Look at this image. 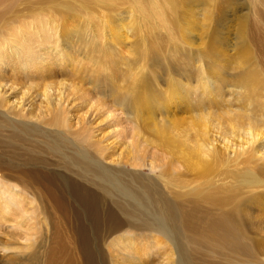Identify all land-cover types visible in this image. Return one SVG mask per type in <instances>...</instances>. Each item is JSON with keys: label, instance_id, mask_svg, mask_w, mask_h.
Segmentation results:
<instances>
[{"label": "rangeland", "instance_id": "rangeland-1", "mask_svg": "<svg viewBox=\"0 0 264 264\" xmlns=\"http://www.w3.org/2000/svg\"><path fill=\"white\" fill-rule=\"evenodd\" d=\"M71 1L73 3L74 2L77 3L76 1H79V0H69L68 2H71ZM29 2L31 3V6H29V8L27 6L26 8L25 6L21 7L25 9H23L22 12L20 10L21 13H19V17L17 18H12L13 16L9 17V19L7 20L8 21L7 25L5 24V28H4L5 33L12 29V32L20 34L18 31H19V28L22 26V24L24 26L22 27L25 29L26 27L28 28L27 22L30 23L31 21L32 23L34 21V24H36L35 26L37 28H40L41 31H43V27L41 26L45 27L47 24H49L52 16L54 17V19H56L55 28L51 29L52 27L49 26L50 24L47 25L44 29L48 30L47 27L48 28L51 27L49 28L51 30L50 31L48 30L46 33L43 31L44 35H41L40 37L41 38L40 40H42L40 42L42 44L39 43L40 45L38 44V46H34V48L37 51L42 50L41 52L39 51V54L47 53L44 56L46 60L48 61V64L47 65L45 64L44 71L47 70L50 72V74L52 73L53 79L55 81L53 79H47V80L54 81V86H55L54 90L60 88V85L58 84L61 81H62L61 83H66L68 85H74V87L80 84L78 85L79 87H76L77 89L76 91H73L71 88H68L66 86L65 88H68V89L62 88V91H64L65 89V92L61 91L62 93L60 92V94L62 95V97L64 95L63 98L68 103L73 105L75 109H78V110L80 109V111L82 110L81 112H86L88 110L90 119H91V116L93 117L95 115V117L97 118L96 119L97 121L95 120L93 122V126L96 129L97 138H93L88 141L87 140L88 138L84 137L87 133H83L80 131H77V132L72 131V133L71 132L65 133L62 130L60 132L63 135H61V133L60 134L56 133L58 136H53L55 132L53 133H48L47 131L44 132L41 126H38L39 132L41 131L42 133L43 131V133L49 134V138L46 140L40 139V141L42 142H39L36 145L34 144L35 147L41 148V147H44L45 145H50V146L56 145L58 146L59 148L58 151L60 152L53 153V152H49L46 150L43 152L41 150L40 152V150H36L35 153L32 154L33 156L35 155L36 161L35 160L28 161V163L26 162L27 160L25 159V157L22 155L23 151L18 153V154L22 153L18 155L19 157H22L21 159L19 158V160H18L17 155L10 156V154L7 153L6 156L8 157L4 156L3 162L7 163V167L6 168L3 166L2 168L0 167L1 168L0 169V180H2L4 183L16 185L18 186L19 189H22V191H24L22 193V199H20L19 201H20V205H23L25 203L24 206L26 207L21 206L24 208V210H22L21 208V211L22 212L24 211L23 212L24 215L22 214L23 216H21L22 212H20V215L19 213L18 215L17 213L12 214L11 216H7L10 218H7V217L4 219L2 218V221L0 218V222H1L0 226L2 227L0 229V264H90V263L91 264H120L121 262L123 264H168L169 263L168 261L171 262L172 260H174L172 261L173 264H184V261L186 263V260L187 261L191 260L188 263H191L192 261H199L198 262L199 264H264V255H263L264 253V247H263L264 246L263 244L264 243V222H263L264 221L263 220L264 219V185H263L264 184V178H263L264 177V165L262 163L258 165L257 163H254V162L250 164H246L245 161L239 160L238 163H235V165H233L234 163H232L231 165L224 166L223 164L219 163L218 165H213L214 167L210 166L208 167V169L199 172L200 174L197 171H196L197 173H195L194 170L186 166L184 159L182 158L181 154H179L178 152L179 149L175 148L172 151L170 148L163 147L162 145L156 146V144H154V142L156 141V138H161L162 135L158 136L154 132L151 131L154 128L153 124H155L156 129L154 128V130H156L157 132L160 131L161 134L162 132H164V134H168V136L170 137L173 135L176 136L181 130H184L185 132L192 134L196 128L203 127L202 125H198V127L195 128L196 126L195 124L198 123L197 121L194 120V117L197 111H198L197 112L198 114L196 115H202V113L205 115V114H208L206 113L207 110L209 111L213 108V112L215 111V109H218L215 112H218L220 110L219 112H223L224 114L223 113L221 114L225 115L227 111L234 112L237 107H238L237 109L241 108L240 107L241 104H242L241 105L242 108H245L243 107L244 106L243 98H240V96L243 95V93L241 92L242 90L239 88L240 90L237 91V86L239 85L237 84V81L242 83L244 78L246 79L245 76L247 73L250 74V76L252 77V80H250L249 82L252 86H254V89L257 95V98L254 100L253 105L256 106L257 108H260V113L259 111L255 112L252 106L246 108L245 113L248 114L249 118L255 117L257 122L259 120L260 121L259 123L263 124L264 122V111H263L264 110V65H263V61H264V0H182V3L184 4V6L182 7L181 10L179 8V10L183 12L182 13L180 12L179 15L173 18L171 22L173 26L172 25L170 26L171 33L168 31L169 33L167 34V31L161 28V26L159 27V26L154 25L156 26V28H154L155 31L153 34L157 35L158 37H160V39L162 38L163 40L162 43L160 42L162 45L159 44L158 46V48L161 51L158 48L152 49L151 47L147 46V44L149 43L147 38H145L148 35V31L146 33L147 29L144 31H141V29L142 30L145 29L144 27L138 28L140 29L139 31L138 29L135 31L131 29V26L129 24V21H130L129 19L132 20L133 14H130V6H129V3L127 2H126L127 4L124 2L118 3L113 9L108 6L97 3L99 6L97 4L90 5L89 6L90 9L87 10L86 12H79V11H73V12L65 11L64 12V10L60 8V5L66 3L67 2L66 0L65 1L64 0L63 1L62 0H29ZM51 3L54 6V8L52 5L51 7L48 6ZM104 6L106 9L107 8L108 9L105 10ZM58 7L60 9H57ZM44 8L49 11H46ZM31 9L34 11V13L31 12L32 11ZM29 10L31 14L29 13ZM42 10H45L46 12ZM57 11L58 12L61 11V12L58 13ZM52 13L54 15H52ZM76 13H78L77 16L79 17L76 16ZM20 14H22L23 16ZM25 14H27L26 15L27 17L25 16ZM47 15L48 16L50 15L49 19H47L48 18ZM55 15L58 16L59 20L57 19ZM255 16L259 20L261 19V22H258L255 19ZM85 17H87V19ZM29 18H30V21L28 20ZM61 18H64V19L60 20ZM178 19H181V20H178ZM219 19L221 20L219 21ZM45 20L48 23L44 22ZM40 23L42 24L40 25ZM51 23L53 24V22ZM214 24H215V27H214ZM193 25L194 27L196 26V28H193L192 27ZM117 26L120 27L119 30ZM190 26L194 30L190 28ZM171 27L172 29L173 28L174 29L172 30ZM58 28L60 31L58 30ZM68 28L70 31L67 30ZM189 28H190V31H189ZM13 29L17 31H14ZM116 30H117V34H116ZM192 31H194V33ZM226 31L227 32L229 31V32L227 33ZM92 32H93L92 35L94 36L91 35ZM143 32L146 33V36H144ZM184 32L185 34H183ZM219 32L221 33L219 34ZM54 33L55 35H53ZM186 33L187 34L189 33V34L187 35ZM211 33H214V35ZM190 34L194 36L192 37ZM67 35L69 36L67 37ZM64 36L67 39H64L65 38ZM184 36H185V39H184ZM46 37L47 38L49 37L48 41ZM59 37H61L62 39L61 38L58 39ZM116 37L118 38L122 37V38L118 39ZM189 37H191L190 39L194 41L192 42L189 39ZM129 38H130V41H129ZM144 39L147 41L145 42ZM126 40H127V43H126ZM226 40L228 42H226ZM43 41L49 42V43L47 44ZM247 41L250 42L249 43L250 46L248 45ZM132 42L134 45L132 44ZM44 43L46 44V46ZM55 43L57 46V50L56 51L54 50L52 52V46H54ZM240 43H243V44L241 45ZM90 44L92 47L90 46ZM42 45L44 46V48H42L43 47ZM244 46L247 47L248 49L244 48ZM220 49H222L221 53H219ZM236 49L238 50L236 51ZM148 50L150 52H148ZM162 50H164V52H162ZM231 50L232 51L234 50L236 52L233 51L234 52L233 53ZM157 51L159 52L157 53ZM149 55L151 58L149 57ZM226 55H229V56H226ZM140 58L142 59L140 60ZM33 59L34 61L36 60L35 58ZM109 59H111L112 61ZM258 60H261L262 62ZM140 61H141V64H139ZM219 61L221 64L219 63ZM79 62L80 64H78ZM211 64L213 65L214 68L212 67ZM80 65H82L83 67H81ZM216 66H217V69H216ZM84 68L86 70H84ZM139 68H142V69H140L139 71L138 70ZM207 68H210V69H207ZM248 68H250V71ZM3 69H6L5 66L3 67ZM210 70L211 71L213 70L212 73L214 75L210 72ZM140 72H141V75H139ZM219 72L223 74V79L221 80L218 79L217 77L219 76L218 74ZM229 73L232 74L231 76L232 78L230 77ZM133 76H136V77H133ZM135 78H137V80ZM139 78H140V81L142 80L141 82L139 81ZM240 78L243 80L241 81ZM133 80L135 81L131 82ZM20 81H21V84H25L24 91L26 92V89L29 86L30 81L28 80H20ZM230 81L234 82V84H232V82ZM33 83L36 84L35 86L38 89H39V85L44 84L43 81H38V82L36 81ZM235 83L237 85H235ZM223 87L225 88L223 89ZM130 88L135 89V90L133 89L134 92L132 90L133 94L127 93V92H131V90L129 91ZM234 88L236 90H234ZM85 89H87L89 92L87 90L85 91ZM111 89L119 93H115ZM125 89H127V92L124 91ZM119 90L124 91L126 93L121 92V93H124V95L122 94L121 96L120 95L121 93ZM218 90L219 92H223V93H219ZM153 91H155V93ZM236 91L238 93H241V95H238ZM148 92H149V97H148ZM117 94L119 96H117ZM126 94L129 97H127ZM130 94L132 95L130 96ZM142 94L144 95L145 99L143 98ZM140 95L142 97H140ZM150 95H153V97ZM156 95H157V99H155ZM178 96L179 97L188 96L189 98L191 97L190 99L191 100L195 99L197 103L196 105L192 104L194 108L187 109L186 107L188 106H184L186 104L183 103L182 101H181L182 102L181 104L179 105L178 103L176 104L175 98L177 99ZM121 97L124 99V101ZM132 97L134 99H132ZM203 97L206 98V102L204 101L205 98ZM238 97L242 100L241 104L239 103L241 100H237L239 99ZM140 98H143V99H140ZM146 99H148L149 101ZM126 100L129 101L128 104ZM116 101H118L117 103H119L120 101L124 109L130 106L129 109L128 108L126 109L128 111L124 110L121 106V103L117 104ZM134 101L136 103L139 101L138 104H136L138 106L134 105L133 103ZM144 101H146V103ZM147 101L149 102L148 105H147L148 103ZM161 101L164 102L163 104H166V105L168 103L169 108L164 109ZM221 101L223 102V104H221L222 103ZM233 101L235 103H233ZM203 102L204 104H202ZM37 103H38V100H33V106H34L35 112H33L32 114L33 115L35 114L34 118L35 116H37V118L42 119L43 112H41V110L43 109H41L40 104H37ZM91 103L94 105H91ZM217 104H220V105H217ZM232 105L235 108L233 107L232 109ZM221 106H222V110H221ZM224 106H227V107L224 108ZM143 107H145L146 109H144ZM94 108L96 109L94 110ZM117 108H119L120 111ZM99 109L102 110V112ZM112 110L113 112L116 110V112L113 113ZM133 110L134 112H132ZM140 110H141V113H140ZM192 110L193 111L196 110V111L193 112ZM129 111L132 114L128 113ZM136 111L137 113L139 112L140 114H137ZM215 112H214V115H215ZM219 112L217 115H220ZM107 113L110 117H108ZM128 115L130 116V119ZM210 115H213V114L211 113ZM133 116L138 118V119H135L137 123L134 122ZM189 118H191L190 119L191 121L189 120ZM223 119H222L223 122L226 121V118H223ZM109 120L110 122L112 120V122L108 123ZM142 120H145V121L143 122ZM187 120H189V122ZM104 121H106L107 124ZM113 121L115 122V124ZM123 121H126V122L124 123ZM131 121L134 122L135 124L139 123V125H137L139 127L138 128H136L137 126L135 127L138 130L136 129H135L136 131L134 130V123L132 124ZM172 121H174V123ZM117 122L120 124L122 123V125L119 124L118 126ZM127 122H130V124H128ZM141 122L144 125L140 128ZM188 124L191 126V128H189L190 126L187 127ZM97 125L99 128H97ZM211 128L213 129V127ZM211 128L209 127L210 130H212ZM164 130H167V131H164ZM228 130L229 128H226L224 131L223 128L221 129V127L218 126V129L214 130V136L218 137V139L221 142H225L226 140L231 142L233 140L234 142L232 141L231 143L234 144L237 141V137L241 133H242L241 136H243V133H244L241 130L240 132H238L239 129L237 128L235 129V134H231L230 131ZM73 132H74V135H73ZM170 134H173V135H170ZM113 135H116V136H113ZM85 138H87L86 139L87 141L85 140ZM102 138L103 140H101ZM99 139L102 144L100 143L99 144L100 146L97 145L99 147L98 148V147H95L96 144H94L93 141H96ZM183 139H177V141H183ZM73 140H77V141H73ZM86 142H87L86 144L87 146L84 145ZM88 142L90 144L93 143V145L92 144L90 145ZM105 144L106 145L108 144V146L106 147ZM90 146L94 147V148L92 147L93 152ZM28 147L25 146L21 148L27 149ZM60 147L64 149L62 148L60 149ZM87 147H88V151L86 150ZM100 147L102 148V150ZM95 148H97L98 151ZM103 150L105 151L102 153L104 155L100 156L102 155L100 153ZM108 151H110L111 153L110 152L108 153ZM97 152H99V156H97L98 154ZM61 154L65 155L66 157H69V158H66L67 160L76 161V164H78L77 165L78 169L72 166L69 167L67 164H65V160L60 157L62 156ZM101 158L103 160L99 161ZM135 159H138V160H135ZM8 160L10 162H8ZM61 160L63 161L61 162ZM115 160L117 161L115 162ZM121 160L123 162H121ZM134 161L135 162L137 161L138 166L136 165ZM20 162L22 165L19 164ZM86 162H90L91 165H88ZM99 162L103 170L100 168ZM152 162H155V164L159 166L154 171H150L149 170L150 168H148L150 163ZM130 163L132 165H130ZM182 163H184L186 167L183 166ZM240 163H242L243 165ZM109 164L111 167L109 166ZM18 165H21V166H18ZM146 165L148 166L146 167ZM86 166H88V168ZM104 166L107 169H105ZM90 167L92 168L91 170L89 169ZM7 168L12 173H9V170ZM13 170H15V174L13 173L14 172ZM104 170L106 172L103 175L101 172ZM255 170L257 171V174ZM4 171H8V172L4 173ZM76 171L80 173L82 172V173L77 174L78 172ZM134 171L136 173H139L137 175L138 177L133 175L135 174ZM114 172H117V173H114ZM94 173L96 174L97 178ZM6 176L9 177L10 181L9 179L6 180L5 178ZM91 176H92V180H91ZM126 176L128 177L127 179H130L131 181L124 179V177ZM93 177L95 179L99 178L98 179L99 181L94 180ZM134 177L136 178V180H132L134 179ZM12 178L13 179L16 178V179L12 180ZM245 179H248V181L250 179L251 182L247 183L248 181L247 180L244 181ZM16 180H18L19 182ZM120 180H127V182L120 181ZM20 182L22 184L24 182L23 185L25 186L23 187ZM129 182L131 183L129 184ZM137 185L138 186L148 185L151 188H153V190L155 189L154 192L156 194L158 193V195L160 194L159 196L162 199L165 200L166 198L168 202H171V203L173 202L172 204L175 203L182 207H185L186 204L185 203L180 204L179 201H176V196H182L184 197V199H186L187 196H183V195L187 194L188 192L192 190H195L196 188H199V186L200 187L209 186L211 188L214 187L213 188L214 190L218 188L223 189L225 187L230 188V189L237 188V194H236L237 199L241 200L240 222L235 223L233 221V218L228 220L226 227L222 229L219 233L220 235L226 234L230 238L228 240H230V242L235 246V250L238 254L235 256L231 251H229L223 244V239H218V246H219L220 252L217 253L216 255L205 253L201 249L193 250L188 245L186 240H184L185 236H183V234L180 233L182 232L179 229L180 225L177 224L178 228L175 226V228L173 229L174 232H172L170 229L171 225L169 223L167 225L166 221L163 219L162 220L164 222H162L160 216L158 215V212L156 211V208L152 205H149L151 206L150 208L148 206L150 202H147L144 199V197H140L138 195L139 193L137 191L140 188H138ZM20 186L23 188H20ZM133 186L134 188L135 187L136 188L134 189ZM24 188L26 190H24ZM27 188L30 190V192ZM127 188L129 189L127 190ZM78 189L81 190V191L79 190V192L89 194V196H91L90 199H92L91 201L93 202V204L91 201H90L91 204H89L90 206H87L86 203H83L80 200V198H78L76 194L74 193V191H78ZM132 189L134 190L135 193H133ZM31 190L34 194L31 192ZM106 190L108 192H106ZM111 190H113L114 192ZM124 192H126L125 195H124ZM128 194L132 197L130 198ZM168 196H171V198ZM129 200H132V201H129ZM32 202L34 203L32 204ZM81 203L85 205H82ZM248 205L250 207L249 209H248ZM121 206L125 208H122ZM25 208H26V211H25ZM127 210L130 213L132 212L133 215H128ZM93 213L95 215H93ZM218 214H219L218 209L211 210V208L207 207V205L205 204L198 206L196 210L193 212V215H191V218L193 219V229H191L192 233L199 232L209 220L213 219ZM144 215L146 216V219L148 216L147 220L149 221L152 220L151 221L152 223L148 222L147 220H144L145 219ZM140 216L142 218H140ZM20 217L23 218L24 220L21 219ZM134 217L137 219L136 221H134L135 220ZM13 218L17 220L19 219L20 221L18 220L16 222V220H13ZM9 222L11 223V225L13 224V226H9L10 228L14 229V227H16L19 229L20 227V231H18V229L16 230V228L15 230L10 229L7 226V225H10ZM134 222L135 223L138 222V223L135 224ZM2 223H5V224H2ZM121 223H123V225ZM131 226L132 227L134 226V229L131 228ZM151 226L153 228H150ZM158 226L162 227L163 229L165 228V230L167 231L169 230L170 232L169 238L166 235L164 236V234L159 231ZM136 227L137 229H135ZM129 228L133 229L134 231L132 232V230ZM155 228L158 229L159 232ZM152 230H154V232H152ZM83 231L84 232L86 231L85 232L86 234H84ZM155 231L157 233H155ZM164 237L166 239H164ZM117 239H118V242H117ZM168 239L170 240L171 243L169 242ZM114 240L117 242L116 248H115L116 243L114 242V245H113V242H112ZM174 243H176V245ZM177 245L180 246V248H178ZM19 246L22 248H20ZM160 246H163V247H160ZM174 246H176V249H175L176 251H173L175 248ZM118 247L119 249H117ZM184 249H187V250L185 251ZM85 250L87 252L89 251V254L91 257L90 263H87L84 258L86 257V254L84 255V253H86ZM177 250H178V253H176ZM184 252L186 255L183 254ZM126 253H129V254L131 253V255L126 254ZM187 254L189 255L191 254V256L189 257V255L187 256ZM227 256L231 258L234 257V258L230 259V258H227ZM182 260L184 261L182 262ZM117 262H120V263H117Z\"/></svg>", "mask_w": 264, "mask_h": 264}, {"label": "bare ground", "instance_id": "bare-ground-1", "mask_svg": "<svg viewBox=\"0 0 264 264\" xmlns=\"http://www.w3.org/2000/svg\"><path fill=\"white\" fill-rule=\"evenodd\" d=\"M63 1V0H62ZM65 1V0H64ZM67 2L66 3H64V4H62V5H60V8H62L63 10H64V12L66 11V12H73V11H79V12H86L87 10H89L90 8H89V6L90 5H94V4H101V5H105V6H108V7H110V8H114L118 3H122V2H124V3H129V6H130V14H133V17H132V20L131 19H129L130 21H129V24H130V26H131V29H133L134 31L135 30H137L138 28H142V27H144L145 29H141V31H144V30H146V33H147V31H148V35L146 36V33H144L143 32V34H144V36H146L145 38H147V40H148V44H147V46L148 47H151L152 49H157L158 48V46H159V44H161L162 42H163V40H162V38L160 39V37H158L157 35H155V34H153L154 33V28H156V26H161V28H163V29H165L166 31H167V34L170 32L171 33V30H170V26L172 25L171 24V22H172V20H173V18H175L177 15H179L180 14V12L182 13L183 11H180L181 9H182V7L184 6V4L182 3V0H79V1H76L77 3H73L72 1L71 2H68L69 0H66ZM49 2V1H48ZM55 3H57V2H55ZM123 3V4H124ZM126 3V4H127ZM39 4V3H38ZM97 4V5H98ZM51 5H52V3L50 4V5H48V6H50L51 7ZM55 5V4H54ZM58 5V4H57ZM23 6H25V8H26V6L29 8V6H31V3L29 2V0H0V167L2 168V166L3 167H7V163L5 162H3V159H4V156H6V154L8 153V154H10V156L12 155V156H15V155H20V154H22V153H20V154H18L19 152H21V151H23V156L25 157V159L27 160L26 162L28 163V161H33V160H35L36 161V157H35V155L33 156L32 154H34L35 153V151L36 150H40V152H41V150H42V152L43 151H49V152H55V153H58V152H60V151H58L59 150V148H58V146H56V145H45L44 147H41V148H39V147H35V145L36 144H38L39 142H42V141H40V139H42V140H46V139H48L49 138V134H45V133H43V131H42V133H41V131L39 132V129H38V126H41V128H42V130H44V132L45 131H47L48 133H53V132H55V134L56 133H61L60 131L62 130V131H64L65 133L66 132H71L72 133V131H75V132H77V131H80V132H83V133H87L84 137H87V138H85V140L87 139L88 141L89 140H91V139H93V138H97V132H96V129L94 128V126H93V122L97 119L96 117H95V115L92 117L91 116V119H90V116H89V113H88V110L86 111V112H81L80 111V109L78 110V109H75V107L73 106V105H71L70 103H68L63 97H64V95H63V97H62V95L60 94V92L62 91V88H65L66 86L68 87V88H71L73 91H76L77 89H76V87H79L78 85H80V84H78L76 87H74V85H68V84H66V83H61L62 81L61 80H59V81H61L58 85H60V88H58V89H55L54 90V79H53V76H52V73L50 74V72L49 71H47L46 69V71H44V68H45V64L47 65L48 64V61L46 60V58H45V54H47V53H45V54H42V53H40L39 54V51H37V50H35V48H34V46H38V44L39 43H41L40 41H42V40H40L41 38V35H44L43 34V31L46 33L48 30L50 31L51 29H54L55 28V24H56V19H54V17L52 16V18L50 19L51 21L49 22V24H47V25H49V26H51V27H49V28H51V29H49L48 27H47V29L48 30H46V29H44L45 27L44 26H41V27H43V31H41L40 30V28H37L35 25L36 24H34V21H33V23H32V21L29 23V22H27L28 23V28L26 27L25 29L23 28L24 26H23V24H22V26L20 27V28H22V29H20L19 28V33L20 34H18V33H15V32H12V29L10 30V31H7L6 33H5V30H4V28H5V24L7 25V23H8V19H9V17H11V16H13L12 18H17V17H19V13H21L22 12V10L23 9H25V8H21V7H23ZM53 6V5H52ZM99 6V5H98ZM105 6H104V8H105ZM228 6H230V5H228ZM97 7V6H96ZM47 8V7H46ZM53 8H54V6H53ZM59 7L57 8V9H60ZM102 8V7H101ZM179 8H180V10H179ZM45 9V8H44ZM48 9V8H47ZM108 9V8H107ZM106 8H105V10H107ZM20 10H21V12H20ZM32 10V9H31ZM46 10V9H45ZM42 10V11H44V12H46V11H49V10ZM51 10H52V8H51ZM111 11V10H110ZM129 11V10H128ZM31 12H33L34 13V11L32 10ZM31 12H30V10H29V13L31 14ZM36 12H38V11H36ZM35 12V13H36ZM55 12V11H54ZM58 12V11H57ZM56 12V13H57ZM59 12H61V11H59ZM58 12V13H59ZM126 12V11H125ZM185 12V11H184ZM193 12V11H192ZM32 13V14H33ZM57 13V14H58ZM88 13V12H87ZM123 13V12H122ZM121 13V14H122ZM202 13V12H201ZM42 14V13H41ZM48 14H50V13H48ZM56 14V15H57ZM65 14V13H64ZM63 14V15H64ZM75 14V13H74ZM83 14V13H82ZM106 14V13H105ZM194 14V13H193ZM200 14V13H199ZM198 14V15H199ZM20 15H22V14H20ZM27 14H25V16H26ZM52 15H54L53 13H52ZM55 15V16H56ZM63 15H62V17H63ZM66 15V14H65ZM64 15V16H65ZM71 15H72V13H71ZM70 15V16H71ZM78 15V13H76V16ZM107 15V14H106ZM105 15V16H106ZM224 15V14H223ZM222 15V16H223ZM23 16V15H22ZM31 16V15H30ZM41 16H43V15H41ZM48 16V15H47ZM46 16V17H47ZM50 16V15H49ZM49 16H48V18L47 19H49ZM68 16H69V14H68ZM82 16V15H81ZM84 16V15H83ZM87 16H89V15H87ZM27 17V16H26ZM25 17V18H26ZM29 17V16H28ZM34 17V16H33ZM57 17V19H58V16H56ZM77 17H79V16H77ZM107 17V16H106ZM123 17V16H122ZM197 17V16H196ZM42 18V17H41ZM84 18V17H83ZM86 19H87V17H85ZM109 18V17H108ZM193 18V17H192ZM33 19H35V18H33ZM44 19H46V18H44ZM43 19V20H44ZM64 18H61L60 20H63ZM185 19V18H184ZM196 19V18H195ZM223 19H225V18H223ZM227 19V18H226ZM255 19L258 21V22H261V19L259 20L256 16H255ZM20 20H22V19H20ZM29 21H30V18L28 19ZM43 20H41V21H43ZM59 20V19H58ZM109 20V19H108ZM117 20V19H116ZM178 20H181V19H178ZM183 20V19H182ZM189 20H190V18H189ZM193 20V19H192ZM218 20V19H217ZM221 19H219V21H220ZM19 21V20H18ZM48 21V20H47ZM88 21H89V19H88ZM92 21V20H91ZM113 21V20H112ZM194 21V20H193ZM16 22V21H15ZM20 22V21H19ZM22 22V21H21ZM25 22V21H24ZM44 22H46V20L44 21ZM51 22H53V24L51 23ZM62 22V21H61ZM111 22V21H110ZM118 22V21H117ZM120 22V21H119ZM178 22V21H177ZM195 22V21H194ZM215 22V21H214ZM218 22V21H217ZM224 22V21H223ZM46 23H48V22H46ZM45 23V24H46ZM63 23H64V21H63ZM96 23V22H95ZM156 23V24H155ZM179 23V22H178ZM184 23V22H183ZM228 23V22H227ZM25 24V23H24ZM38 24H39V22H38ZM42 23H40V25H41ZM44 24V25H45ZM58 24V23H57ZM89 24V23H88ZM158 24V25H157ZM175 24H177V23H175ZM185 24V23H184ZM226 24V23H225ZM26 25V24H25ZM60 25V24H59ZM58 25V26H59ZM62 25V24H61ZM90 25V24H89ZM93 25H94V23H93ZM118 25V24H117ZM125 25H126V23H125ZM154 25H156V26H154ZM190 25V24H189ZM219 25H220V23H219ZM78 26V25H77ZM99 26V25H98ZM173 26V25H172ZM183 26V25H182ZM223 26V25H222ZM224 26H226V25H224ZM39 27V26H38ZM61 27V26H60ZM68 27V26H67ZM73 27H75V26H73ZM92 27V26H91ZM95 27V26H94ZM118 27V26H117ZM193 28H196V26L194 27V25L192 26ZM191 26H190V28H192ZM214 27H215V24H214ZM62 28V27H61ZM98 28V27H97ZM119 28L120 27H118V30H119ZM127 28V27H126ZM158 28V27H157ZM188 28V27H187ZM190 28H189V31H190ZM192 28V29H193ZM24 29V30H23ZM99 29V28H98ZM128 29V28H127ZM171 29H172V27H171ZM174 29V28H173ZM172 29V30H173ZM176 29V28H175ZM186 29V28H185ZM214 29V28H213ZM212 29V30H213ZM14 30V29H13ZM56 30V29H55ZM58 30H59V28H58ZM63 30V29H62ZM61 30V31H62ZM67 30H69V28L67 29ZM101 30V29H100ZM140 29H138V31H139ZM194 30V29H193ZM228 30V29H227ZM14 31H17V30H14ZM53 31V30H52ZM51 31V32H52ZM60 31V30H59ZM65 31V30H64ZM70 31V30H69ZM74 31V30H73ZM112 31V30H111ZM130 31V30H129ZM165 31V32H166ZM169 31V32H168ZM176 31V30H175ZM174 31V32H175ZM178 31V30H177ZM214 31V30H213ZM54 32V31H53ZM52 32V33H53ZM56 32V31H55ZM72 32V31H71ZM133 32V31H132ZM162 32V31H161ZM193 33H194V31H192ZM191 32V33H192ZM212 32V31H211ZM216 32V31H215ZM227 32V31H226ZM229 32V31H228ZM227 32V33H228ZM73 33H75V32H73ZM107 33V32H106ZM115 33V32H114ZM121 33V32H120ZM119 33V34H120ZM128 33H130V32H128ZM141 33V32H140ZM173 33V32H172ZM218 33V32H217ZM221 32H219V34H220ZM225 33V32H224ZM49 34H50V32H49ZM66 34V33H65ZM68 34V33H67ZM71 34V33H70ZM69 34V35H70ZM78 34V33H77ZM93 34V32L91 33V35ZM96 34V33H95ZM103 34V33H102ZM113 34V33H112ZM116 34H117V30H116ZM134 34V33H133ZM159 34V33H158ZM181 34V33H180ZM183 34H185V32L183 33ZM182 34V35H183ZM187 34V33H186ZM189 34V33H188ZM187 34V35H188ZM211 34H213L214 35V33H211ZM46 35V34H45ZM53 35H55V33L53 34ZM60 35V34H59ZM69 35H67V37L69 36ZM100 35V34H99ZM98 35V36H99ZM126 35V34H125ZM124 35V36H125ZM136 35V34H135ZM134 35V36H135ZM142 35V34H141ZM173 35V34H172ZM191 35V34H190ZM92 36H94V35H92ZM92 36H90V37H92ZM96 36V35H95ZM108 36V35H107ZM114 36V35H113ZM123 36V37H124ZM192 37L194 36V35H191ZM241 36V35H240ZM51 37V36H50ZM65 37V36H64ZM140 37V36H139ZM183 37V36H182ZM181 37V38H182ZM186 37H188V36H186ZM44 38V37H43ZM42 38V39H43ZM47 38V37H46ZM45 38V39H46ZM53 38H55V37H53ZM61 37H59L58 39H60ZM87 38V37H86ZM94 38V37H93ZM116 38H118V37H116ZM122 38V37H121ZM121 38H118V39H121ZM143 38V37H142ZM191 37H189V39H190ZM223 38H224V36H223ZM222 38V39H223ZM228 38V37H227ZM48 39H49V37L47 38V41H48ZM62 39V38H61ZM64 39H67L66 37L64 38ZM109 39V38H108ZM173 39V38H172ZM178 39H179V37H178ZM184 39H185V36H184ZM52 40V39H51ZM54 40V39H53ZM92 40V39H91ZM128 40V39H127ZM127 40H126V43H127ZM147 40H145L144 39V41L146 42ZM161 40V41H160ZM186 40H187V38H186ZM192 42L194 41V40H192V39H190ZM242 40V39H241ZM39 41V42H38ZM50 41V40H49ZM57 41V40H56ZM55 41V42H56ZM64 41V40H63ZM129 41H130V38H129ZM143 41V40H142ZM43 42H45V41H43ZM59 42H61V41H59ZM91 42V41H90ZM95 42H97V41H95ZM121 42V41H120ZM119 42V43H120ZM161 42V43H160ZM170 42V41H169ZM172 42V41H171ZM225 42V41H224ZM223 42V43H224ZM226 42H228L227 40H226ZM45 43H49V42H45ZM44 43V44H45ZM64 43V42H63ZM92 43V42H91ZM103 43V42H102ZM106 43V42H105ZM244 43V42H243ZM243 43H240L241 45L243 44ZM247 43H248V45L250 46V42L249 41H247ZM42 44V43H41ZM43 44V45H44ZM99 44V43H98ZM112 44V43H111ZM117 44V43H116ZM132 44H133V42H132ZM165 44V43H164ZM226 44V43H225ZM40 45V44H39ZM42 45V46H43ZM51 45V44H50ZM86 45V44H85ZM84 45V46H85ZM93 45V44H92ZM134 45V44H133ZM162 45V44H161ZM160 45V46H161ZM197 45V44H196ZM232 45V44H231ZM45 46H46V44H45ZM49 46V45H48ZM64 46H65V44H64ZM90 46H91V44H90ZM95 46V45H94ZM121 46V45H120ZM130 46V45H129ZM138 46H140V45H138ZM165 46V45H164ZM228 46V45H227ZM238 46V45H237ZM92 47V46H91ZM117 47V46H116ZM115 47V48H116ZM125 47V46H124ZM127 47V46H126ZM184 47V46H183ZM226 47V46H225ZM236 47V46H235ZM240 47V46H239ZM39 48V47H38ZM42 48H44V46L42 47ZM46 48V47H45ZM49 48V47H48ZM51 48V47H50ZM118 48H119V46H118ZM139 48V47H138ZM181 48V47H180ZM237 48V47H236ZM244 48H247V47H245L244 46ZM64 49V48H63ZM96 49V48H95ZM98 49V48H97ZM105 49H106V47H105ZM110 49V48H109ZM135 49V48H134ZM147 49V48H146ZM159 49V48H158ZM164 49V48H163ZM234 49V48H233ZM241 49V48H240ZM243 49V48H242ZM248 49V48H247ZM56 51L57 50V46H56V43H55V45L54 46H52V52L53 51ZM99 50H100V48H99ZM108 50V49H107ZM124 50H126V49H124ZM133 50V49H132ZM160 50V49H159ZM221 50L222 49H220V51H219V53H221ZM224 50V49H223ZM238 49H236V51H237ZM42 51V50H41ZM40 51V52H41ZM51 51V50H50ZM59 51V50H58ZM63 51V50H62ZM92 51H93V49H92ZM113 51V50H112ZM161 51V50H160ZM232 51V50H231ZM234 51V50H233ZM232 51V52H233ZM236 51H234V52H236ZM239 51H241V50H239ZM60 52V51H59ZM106 52V51H105ZM125 52V51H124ZM126 52H128V51H126ZM129 52H130V50H129ZM146 52V51H145ZM148 52H150L149 50H148ZM148 52H147V54H148ZM152 52V51H151ZM159 51H157V53H158ZM162 52H164V50H162ZM231 52V53H232ZM233 52V53H234ZM247 52V51H246ZM49 53V52H48ZM67 53V52H66ZM108 53V52H107ZM120 53V52H119ZM141 53V52H140ZM143 53V52H142ZM68 54V53H67ZM86 54V53H85ZM88 54V53H87ZM106 54V53H105ZM122 54V53H121ZM127 54V53H126ZM135 54V53H134ZM225 54V53H224ZM223 54V55H224ZM84 55V54H83ZM107 55H109V54H107ZM116 55V54H115ZM154 55V54H153ZM158 55V54H157ZM162 55V54H161ZM66 56V55H65ZM144 56V55H143ZM160 56V55H159ZM198 56V55H197ZM222 56V55H221ZM226 56H229V55H226ZM44 57V58H43ZM78 57V56H77ZM76 57V58H77ZM93 57V56H92ZM96 57V56H95ZM94 57V58H95ZM112 57V56H111ZM120 57V56H119ZM131 57V56H130ZM133 57V56H132ZM139 57V56H138ZM149 57H150V55H149ZM161 57V56H160ZM164 57H166V56H164ZM224 57V56H223ZM33 58H35L36 60L34 61V59ZM63 58V57H62ZM66 58V57H65ZM97 58V57H96ZM95 58V59H96ZM115 58H116V56H115ZM117 58H118V56H117ZM128 58V57H127ZM135 58V57H134ZM151 58V57H150ZM229 58V57H228ZM228 58H227V60H228ZM43 59V60H42ZM100 59V58H99ZM137 59V58H136ZM142 58H140V60H141ZM163 59V58H162ZM230 59V58H229ZM76 60V59H75ZM81 60V59H80ZM79 60V61H80ZM109 60H111V59H109ZM118 60H119V58H118ZM125 60V59H124ZM128 60V59H127ZM177 60V59H176ZM222 60H223V58H222ZM232 60V59H231ZM34 61V62H33ZM77 61V60H76ZM96 61V60H95ZM94 61V62H95ZM112 61V60H111ZM111 61H110V63H111ZM121 61V60H120ZM216 61V60H215ZM258 61H260V62H262L261 60H258ZM81 62V61H80ZM80 62L78 63V64H80ZM92 62H93V60H92ZM117 62V61H116ZM124 62V61H123ZM126 62V61H125ZM145 62V61H144ZM151 62V61H150ZM200 62V61H199ZM228 62V61H227ZM65 63V62H64ZM77 63V62H76ZM215 63V62H214ZM219 63H220V61H219ZM225 63V62H224ZM69 64V63H68ZM67 64V65H68ZM82 64H84V63H82ZM114 64V63H113ZM139 64H141V61H140V63ZM209 64H210V62H209ZM221 64V63H220ZM52 65V64H51ZM71 65H72V63H71ZM74 65V64H73ZM99 65V64H98ZM118 65V64H117ZM116 65V66H117ZM148 65V64H147ZM212 65V64H211ZM226 65V64H225ZM263 65H264V61H263ZM5 66V68L6 69H3V67ZM76 66V65H75ZM81 67H83L82 65H80ZM79 66V67H80ZM97 66V65H96ZM95 66V67H96ZM119 66H121V65H119ZM136 66V65H135ZM219 66H221V65H219ZM72 67V66H71ZM77 67V66H76ZM98 67V66H97ZM102 67V66H101ZM128 67V66H127ZM141 67V66H140ZM159 67V66H158ZM176 67V66H175ZM209 67V66H208ZM212 67H213V65H212ZM232 67V66H231ZM74 68V67H73ZM94 68V67H93ZM107 68V67H106ZM106 68H104V69H106ZM185 68V67H184ZM214 68V67H213ZM81 69V68H80ZM117 69V68H116ZM123 69V68H122ZM132 69V68H131ZM140 69H142V68H139L138 70L140 71ZM144 69V68H143ZM180 69V68H179ZM207 69H210V68H207ZM216 69H217V66H216ZM216 69H214V70H216ZM219 69V68H218ZM249 69V71H250V68H248ZM7 70V71H6ZM73 70V69H72ZM82 70V69H81ZM84 70H86L85 68H84ZM99 70V69H98ZM109 70V69H108ZM67 71V70H66ZM91 71V70H90ZM100 71V70H99ZM107 71V70H106ZM114 71V70H113ZM117 71V70H116ZM131 71V70H130ZM138 71V72H139ZM177 71V70H176ZM213 71V70H212ZM212 71L210 70V72L212 73ZM247 71V70H246ZM252 71V70H251ZM89 72V71H88ZM104 72V71H103ZM137 72V73H138ZM150 72V71H149ZM152 72V71H151ZM209 72V71H208ZM223 72V71H222ZM66 73V72H65ZM80 73V72H79ZM90 73V72H89ZM126 73V72H125ZM249 73H251V72H249ZM129 74V73H128ZM149 74V73H148ZM213 74V73H212ZM216 74V73H215ZM219 74V76H217L218 77V79H223V74L222 73H218ZM230 74V73H229ZM229 74H228V76H229ZM246 74V73H245ZM62 75H64V74H62ZM69 75V74H68ZM97 75V74H96ZM95 75V76H96ZM139 75H141V72H140V74ZM178 75V74H177ZM214 75V74H213ZM212 75V76H213ZM249 75V76H248ZM55 76V75H54ZM67 76V75H66ZM70 76V75H69ZM98 76V75H97ZM232 76V74H230V77ZM64 77V76H63ZM133 77H136V76H133ZM190 77V76H189ZM211 77V76H210ZM229 77V78H230ZM246 79L244 78V80L243 79H241V81H242V83L241 82H239V81H237V84H239L240 85V87H239V85L237 86V91L238 90H242L241 92L243 93V95H241V93H238L237 91H236V93L238 94V95H241L240 96V98H243V107H245V108H242V104H241V102H242V100L239 98V99H237V100H241L239 103L241 104L240 105V107L242 108H239V109H237L236 108V110L234 111V112H230V111H227L226 113H225V115H223L224 113L223 112H219V114L220 115H217L218 114V112H215V111H217L218 109H215V115H214V112H213V108L211 109V110H205L206 111V113H208V114H203L202 113V115H196V114H198L197 112H196V114H195V117H194V120L195 121H197L198 123H200V124H198V123H196L195 125V128L196 127H198V125H202L203 127H201V128H196L194 131H193V133L192 134H190V133H188V132H185L184 130H181L176 136L175 135H173V134H170V135H173V136H168V134H164V132H162V134H161V132L159 131V132H157L156 130H154V128H155V124H153L154 125V128L151 130L152 132H154L156 135H162V137L161 138H156V141L154 142V144H156V146H163V147H166V148H170L172 151L175 149V148H177V149H179V154H181V156H182V158L184 159V161H185V164H186V166L187 167H189V168H191L192 170H194V172L195 173H199V172H201V171H204V170H206V169H208V167H210V166H212V167H214L213 165H218L219 163H221V164H223L224 166H227V165H231L232 163H234L233 165H235V163H238V161L239 160H243V161H245L246 162V164H250V163H252V162H254V163H257L258 165L259 164H263L264 165V122H263V124H261V123H259L260 121L258 120V122H257V120L255 119V117H251V118H249V116H248V114H246L245 113V111H246V108H248V107H253V110L255 111V112H257V111H259V113H260V108H257L256 106H254L253 105V102H254V100L257 98V95H256V91H255V89H254V86H252L251 84H250V80H252V77L250 76V74H246ZM209 78V77H208ZM214 78V77H213ZM212 78V79H213ZM232 78V77H231ZM47 79H53L54 81H51V80H47ZM110 79V78H109ZM112 79V78H111ZM127 79V78H126ZM133 79V78H132ZM136 80H137V78H135ZM155 79V78H154ZM20 80H28V81H30V84H29V86L27 87V89H26V92L24 91V89H25V84H21V81ZM46 80V81H45ZM57 80V79H56ZM128 80V79H127ZM153 80V79H152ZM232 80V79H231ZM38 82V81H43L44 82V84H41V85H39V89L35 86L36 84H34L33 82ZM105 81V80H104ZM135 80H133V81H131V82H134ZM139 81H140V78H139ZM142 81V80H141ZM140 81V82H141ZM154 81V80H153ZM177 81V80H176ZM175 81V82H176ZM215 81V80H214ZM24 82V81H23ZM116 82V81H115ZM181 82V81H180ZM230 82H232V81H230ZM94 83V82H93ZM110 83H112V82H110ZM56 84V83H55ZM138 84H139V82H138ZM137 84V85H138ZM227 84V83H226ZM232 84H234V82H232ZM236 83H235V85H237ZM93 85V84H92ZM176 85H177V83H176ZM182 85V84H181ZM217 85H219V84H217ZM187 86V85H186ZM198 86V85H197ZM201 86V85H200ZM82 87V86H81ZM111 87V86H110ZM137 87V86H136ZM135 87V88H136ZM175 87V86H174ZM182 87V86H181ZM180 87V88H181ZM185 87V86H184ZM227 87V86H226ZM229 87V86H228ZM68 88H65V89H68ZM94 88V87H93ZM98 88V87H97ZM113 88V87H112ZM122 88V87H121ZM144 88V87H143ZM183 88V87H182ZM201 88V87H200ZM203 88V87H202ZM206 88V87H205ZM214 88H215V86H214ZM225 87H223V89H224ZM236 88V87H235ZM234 88V90H236ZM240 88V89H239ZM65 89H64V91H62V92H65ZM120 89V88H119ZM134 88H130L129 89V91L131 90V92H127V89H125L124 91H126L128 94L129 93H132V90H133ZM139 89V88H138ZM188 89V88H187ZM186 89V90H187ZM207 89V88H206ZM220 89V88H219ZM87 89H85V91H86ZM97 90V89H96ZM112 90V89H111ZM115 90H116V88H115ZM135 90V89H134ZM134 90H133V92H134ZM140 90V89H139ZM173 90V89H172ZM201 90V89H200ZM230 90V89H229ZM259 90V89H258ZM83 91V90H82ZM88 91V90H87ZM99 91V90H98ZM112 91H114V90H112ZM120 91V90H119ZM124 91H120V93L121 92H124ZM142 91V90H141ZM61 92V93H62ZM89 92V91H88ZM96 92V91H95ZM115 92V91H114ZM126 92H124V93H126ZM151 92V91H150ZM154 93H155V91H153ZM182 92V91H181ZM203 92V91H202ZM205 92H206V90H205ZM217 92V91H216ZM218 92H219V90H218ZM259 92V91H258ZM97 93V92H96ZM115 93H119V92H115ZM124 93H121L120 95L122 96V94L124 95ZM152 93V92H151ZM189 93V92H188ZM199 93V92H198ZM208 93H210V92H208ZM208 93H207V95H208ZM214 93V92H213ZM219 93H223V92H219ZM233 93H235V92H233ZM133 94V93H132ZM132 94H130V96L132 95ZM144 94H146V93H144ZM178 94V93H177ZM182 94V93H181ZM202 94V93H201ZM259 94V93H258ZM84 95V94H83ZM82 95V96H83ZM86 95H87V93H86ZM86 95H85V97H86ZM111 95H112V93H111ZM127 95V94H126ZM143 95V94H142ZM185 95V94H184ZM215 95V94H214ZM216 95H218V94H216ZM220 95V94H219ZM232 95V94H231ZM76 96V95H75ZM114 96V95H113ZM117 96H119L118 94H117ZM116 96V97H117ZM147 96V95H146ZM150 96H152L153 97V95H150ZM189 96V95H188ZM188 96H185V97H179L178 96V98L176 99L175 98V102H176V104L178 103V105L179 104H181L182 102L183 103H185L186 105H184V106H188V107H186L187 109L188 108H194L193 106H192V104H195L196 105V103H197V101H195V99L194 100H191ZM191 96V95H190ZM222 96H223V94H222ZM53 97H54V99H53ZM115 97V98H116ZM124 97V96H123ZM127 97H129L128 95H127ZM134 97H135V95H134ZM140 97H142L141 95H140ZM148 97H149V92H148ZM156 98L155 99H157V95L155 96ZM200 97H202V96H200ZM230 97V96H229ZM233 97V96H232ZM66 98H67V96H66ZM79 98V97H78ZM81 98V97H80ZM120 98V97H119ZM122 98V97H121ZM125 98V97H124ZM143 98H144V95H143ZM143 98H140V99H143ZM147 98V97H146ZM195 98V97H194ZM198 98V97H197ZM196 98V99H197ZM203 98H205V97H203ZM220 98V97H219ZM235 98H237V97H235ZM73 99V98H72ZM85 99H87V98H85ZM123 99V98H122ZM130 99H131V97H130ZM129 99V100H130ZM132 99H134L133 97H132ZM145 99V98H144ZM159 99V98H158ZM161 99V98H160ZM173 99V98H172ZM200 99V98H199ZM217 99V98H216ZM227 99V98H226ZM226 99H224V100H226ZM33 100H38V103L37 104H40V107H41V109H43V110H41V112H43L42 113V119L41 118H37V116H35V118H34V115L32 114L33 112H35V109H34V106H33ZM146 100H148V99H146ZM149 100H150V98H149ZM148 100V101H149ZM153 100V99H152ZM198 100V99H197ZM210 100V99H209ZM218 100H220V99H218ZM122 101V100H121ZM123 101H124V99H123ZM127 101V104H128V100H126ZM147 101V102H148ZM182 101V102H181ZM204 101L206 102V98L204 99ZM96 102V101H95ZM94 102V103H95ZM98 102V101H97ZM99 102H101V101H99ZM118 101H116V103H117ZM139 102V101H138ZM138 102L136 103L135 101L133 102L134 103V105H136V104H138ZM145 103H146V101H144ZM162 102V101H161ZM172 102V101H171ZM222 102V101H221ZM232 102V101H231ZM103 103V102H102ZM119 103H121L120 101H119ZM119 103H117V104H119ZM126 103V102H125ZM141 103V102H140ZM164 102H162V104H163ZM219 103V102H218ZM233 103H235L234 101H233ZM237 103V102H236ZM106 104V103H105ZM124 104V103H123ZM130 104H131V102H130ZM149 104V102L147 103V105ZM151 104V103H150ZM202 104H204V102L202 103ZM207 104V103H206ZM216 104V103H215ZM221 104H223V102L221 103ZM238 104V103H237ZM91 105H94V104H92L91 103ZM104 105V104H103ZM146 105V104H145ZM146 105V106H147ZM208 105V104H207ZM214 105V104H213ZM217 105H220V104H217ZM225 105V104H224ZM231 105V104H230ZM239 105V104H238ZM102 106V105H101ZM111 106V105H110ZM121 106H122V108L124 109V107H123V105H122V103H121ZM121 106H120V108H121ZM125 106V105H124ZM136 106H138V105H136ZM144 106V105H143ZM152 106H154V105H152ZM163 106V108L164 109H167V108H169L168 106V103H167V105L166 104H163L162 105ZM162 106H160V107H162ZM206 106V105H205ZM209 106H211V105H209ZM208 106V107H209ZM236 106V105H235ZM130 107V106H129ZM129 107H127L128 109H129ZM131 107H132V105H131ZM171 107V106H170ZM173 107V106H172ZM202 107V106H201ZM219 107V106H218ZM225 107H227V106H224V108ZM233 105H232V109H233ZM81 108V107H80ZM83 108V107H82ZM100 108V107H99ZM107 108V107H106ZM105 108V109H106ZM122 108H121V110H122ZM126 108V109H127ZM138 108H140V107H138ZM144 109H146L145 107H143ZM148 108V107H147ZM179 108V107H178ZM177 108V109H178ZM181 108V107H180ZM197 108V107H196ZM195 108V109H196ZM228 108H229V106H228ZM235 108V107H234ZM96 108H94V110H95ZM102 109V108H101ZM104 109V110H105ZM116 109V108H115ZM117 109H119V108H117ZM126 109H124V110H126ZM153 109V108H152ZM241 109V110H240ZM100 110V109H99ZM103 110V109H102ZM102 110H100L101 112H102ZM154 110H155V108H154ZM153 110V111H154ZM182 110V109H181ZM180 110V111H181ZM221 110H222V106H221ZM85 111V110H84ZM106 111V110H105ZM119 111H120V109H119ZM126 111H128V110H126ZM125 111V112H126ZM138 111H139V109H138ZM193 111V110H192ZM196 111V110H195ZM195 111H193V112H195ZM210 111H212V112H210ZM264 111V110H263ZM41 112H40V114H41ZM90 112H91V110H90ZM96 112V111H95ZM98 112V111H97ZM104 112V111H103ZM112 112H113V110H112ZM114 112H116V110L114 111ZM113 112V113H114ZM132 112H134V110L132 111ZM149 112V111H148ZM156 112V111H155ZM189 112V111H188ZM203 112V111H202ZM108 113H109V111H108ZM108 113H107V115H108ZM128 113H131L130 111L128 112ZM136 113H137V111H136ZM136 113H135V115H136ZM140 113H141V110H140ZM139 112L137 113V114H140ZM144 113V112H143ZM150 113V112H149ZM213 114V115H210V114ZM221 113H223V114H221ZM119 114V113H118ZM132 114V113H131ZM134 114V113H133ZM257 114V113H256ZM263 114V113H262ZM91 115V114H90ZM111 115V114H110ZM224 117H223V116ZM260 115V114H259ZM97 116V115H96ZM101 116V115H100ZM127 116V115H126ZM108 117H110L109 115H108ZM128 117H129V119H130V116L128 115ZM137 117H138V115H137ZM137 117H134L133 116V120H134V122L135 123H137L136 121H135V119H138ZM226 118V121H222V119L223 118ZM258 117V116H257ZM116 118V117H115ZM132 118V117H131ZM140 118V117H139ZM193 118V117H192ZM99 119V118H98ZM103 119V118H102ZM111 119V118H110ZM124 119V118H123ZM141 119V118H140ZM191 118H189V120H190ZM100 120V119H99ZM132 120V119H131ZM132 120V121H133ZM189 120H187L188 122H189ZM224 120V119H223ZM97 121V120H96ZM131 121V122H132ZM140 121V120H139ZM143 122L145 121V120H142ZM191 121V120H190ZM192 121H193V119H192ZM194 121V122H195ZM106 124H107V122L106 121H104ZM110 122V120L108 121V123ZM111 122H112V120H111ZM110 122V123H111ZM114 122V121H113ZM115 122H116V120H115ZM115 122H114V124H115ZM120 122V121H119ZM124 123L126 122V121H123ZM134 122H132V124L134 123ZM173 123H174V121H172ZM177 122V121H176ZM181 122H182V120H181ZM194 122H192V123H194ZM118 123V122H117ZM123 123V124H124ZM128 124H130V122H127ZM134 123V130L136 129V128H138L139 126H137V125H139V123L138 124H135ZM97 124V123H96ZM98 124H99V122H98ZM119 124L120 123H118V126H119ZM131 124V125H132ZM162 124V123H161ZM191 124V123H190ZM101 125V124H100ZM105 125V124H104ZM103 125V126H104ZM117 125V124H116ZM120 125H122V123L120 124ZM144 124H142V122H141V126H140V128L143 126ZM192 125V124H191ZM107 126V125H106ZM137 126V127H136ZM190 125L188 124V126L187 127H189ZM218 126H220L221 127V129L223 128L224 129V131H225V129L226 128H229V130L228 131H230V133L231 134H235V129L237 128V129H239V131L238 132H240V130L241 131H243L244 133H243V136H241L242 135V133L237 137V141L234 143V144H232L231 142L233 141H231V142H229L228 140H226L225 142H221L219 139H218V137H216V136H214V130L215 129H218ZM121 127V126H120ZM136 127V128H135ZM209 127L211 128V127H213V129L212 130H210L209 129ZM40 128V127H39ZM97 128H99L98 127V125H97ZM106 128V127H105ZM139 128V129H140ZM169 128V127H168ZM189 128H191V126L189 127ZM108 129V128H107ZM110 129V128H109ZM133 129V128H132ZM131 129V130H132ZM156 129V128H155ZM41 130V129H40ZM120 130V129H119ZM129 130H130V128H129ZM136 130H138V129H136ZM135 130V131H136ZM162 130H163V128H162ZM171 130V129H170ZM115 131H116V129H115ZM114 131V132H115ZM134 131V132H135ZM164 131H167V130H164ZM217 131V130H216ZM112 132V131H111ZM119 132V131H118ZM117 132V133H118ZM220 132V131H219ZM236 132H237V130H236ZM70 133V134H71ZM108 133H110V132H108ZM217 133V132H216ZM215 133V134H216ZM221 133V132H220ZM42 134V135H41ZM53 135V136H58L57 134L56 135ZM94 134H96V135H94ZM114 134V133H113ZM225 134V133H224ZM61 135H63L62 133H61ZM69 135V134H68ZM73 135H74V132H73ZM94 135V136H93ZM99 135V134H98ZM107 135V134H106ZM180 135V136H179ZM44 136V137H43ZM71 136V135H70ZM80 136V135H79ZM100 136V135H99ZM103 136V135H102ZM105 136V135H104ZM111 136V135H110ZM113 136H116V135H113ZM230 136V135H229ZM63 137V136H62ZM220 137V136H219ZM232 137V136H231ZM81 138V137H80ZM109 138V137H108ZM184 138V139H183ZM233 138V137H232ZM68 139V138H67ZM74 139V138H73ZM177 139H183V141H177ZM86 140V141H87ZM101 140H103V138L101 139ZM73 141H77V140H73ZM79 141V140H78ZM110 141V140H109ZM57 142H58V140H57ZM80 142V141H79ZM82 142V141H81ZM94 142V144H96L95 145V147H98L97 145H99L101 142H100V139L99 140H96V141H93ZM105 142V141H104ZM112 142V141H111ZM234 142V141H233ZM74 143V142H73ZM76 143H78V142H76ZM89 143V142H88ZM108 143H110V142H108ZM118 143V142H117ZM33 144V145H32ZM35 144V145H34ZM87 144V142L84 144V145H86ZM90 144V143H89ZM92 145H93V143H91ZM90 144V145H91ZM102 144V143H101ZM115 144V143H114ZM60 145V144H59ZM106 145V144H105ZM28 147L27 149H22L21 147ZM79 146V145H78ZM87 146V145H86ZM100 146V145H99ZM108 146V144L106 145V147ZM82 147V146H81ZM93 147V146H92ZM91 146H90V148H92ZM112 147V146H111ZM62 147H60V149H61ZM85 148V147H84ZM94 148V147H93ZM93 148L91 149L92 150V152H93ZM99 148V147H98ZM101 148V147H100ZM114 148H115V146H114ZM62 149H64V148H62ZM96 150H97V148H95ZM109 149V148H108ZM108 149H106V150H108ZM111 149V148H110ZM34 150V151H33ZM87 151H88V147H87V149H86ZM91 150H89V151H91ZM101 150H102V148H101ZM100 150V151H101ZM126 150V149H125ZM137 150V149H136ZM135 150V151H136ZM98 151V150H97ZM99 151V152H100ZM95 152V151H94ZM99 152H97L98 154H97V156H99ZM103 152H105L104 150L100 153V154H102ZM107 152V151H106ZM110 151H108V153H109ZM37 153V152H36ZM96 153V152H95ZM111 153V152H110ZM138 153V152H137ZM91 154H93V153H91ZM171 154V153H170ZM62 156H60L61 158H63L64 160H65V164H67L69 167H76L77 168V165L78 164H76V161H72V160H67L66 158H69V157H66L65 155H63V154H61ZM95 155V154H94ZM104 154H102V155H100V156H103ZM122 155V154H121ZM129 155V154H128ZM135 155V154H134ZM110 156V155H109ZM6 157H8V156H6ZM96 157V156H95ZM134 157V156H133ZM139 157V156H138ZM13 158V157H12ZM19 158L21 159L22 157H19L18 156V160H19ZM109 158V157H108ZM136 158V157H135ZM15 159V158H14ZM13 159V160H14ZM123 159V158H122ZM134 159V158H133ZM141 159V158H140ZM23 160V159H22ZM101 160H103L102 158L99 160V161H101ZM106 160H108V159H106ZM110 160V159H109ZM124 160H126V159H124ZM135 160H138V159H135ZM143 160V159H142ZM6 161V160H5ZM21 161V160H20ZM24 161V160H23ZM22 161V162H23ZM63 160H61V162H62ZM117 160H115V162H116ZM129 161H130V159H129ZM8 162H10L9 160H8ZM58 162V161H57ZM114 162V161H113ZM112 162V163H113ZM120 162V161H119ZM121 162H123L122 160H121ZM125 162V161H124ZM135 162V161H134ZM144 162V161H143ZM13 163H15V162H13ZM64 163V162H63ZM82 163V162H81ZM88 165H91V163L90 162H86ZM106 163V162H105ZM104 163V164H105ZM108 163V162H107ZM111 163V162H110ZM136 163V165L138 164L137 163V161L135 162ZM19 164H21V162L19 163ZM23 164H25V163H23ZM33 164V163H32ZM47 164V163H46ZM128 164V163H127ZM132 164H133V162H132ZM131 163H130V165H132ZM140 164V163H139ZM144 164V163H143ZM183 164V166H185V164L184 163H182ZM240 164H242V163H240ZM239 164V165H240ZM9 165V164H8ZM22 165V164H21ZM21 165H18V166H21ZM99 165H100V162H99ZM111 165H113V164H111ZM114 165H116V164H114ZM243 165V164H242ZM109 166H110V164H109ZM138 166V165H137ZM148 165H146V167H147ZM185 166V167H186ZM237 166H238V164H237ZM236 166V167H237ZM87 168H88V166H86ZM95 167V166H94ZM111 167V166H110ZM109 167V168H110ZM132 167H134V166H132ZM136 167V166H135ZM159 166H157L156 164H155V162H152V163H150V165H149V167L148 168H150L149 170L150 171H154L155 169H157ZM234 167V166H233ZM259 167V166H258ZM0 168V169H1ZM100 168L102 169V167H101V165H100ZM104 168H105V166H104ZM145 168V167H144ZM216 168V167H215ZM8 169V168H7ZM78 169V168H77ZM90 170L92 169L91 167L89 168ZM93 169H95V168H93ZM105 169H107V168H105ZM111 169V168H110ZM112 169H114V168H112ZM135 169V168H134ZM9 170V169H8ZM103 170V169H102ZM109 170V169H108ZM142 170H144V169H142ZM186 170H187V168H186ZM249 170V169H248ZM14 172V174H15V170H13ZM80 171V170H79ZM96 171V170H95ZM100 171V170H99ZM120 171V170H119ZM197 171V172H196ZM210 171V170H209ZM250 171V170H249ZM3 172V171H2ZM8 171H4V173H7ZM76 172H78V171H76ZM91 172V171H90ZM106 171L104 170V171H102L101 173L104 175V173H105ZM255 172H256V174H257V171L255 170ZM9 173H12V172H10V170H9ZM80 172H78L77 174H79ZM82 173V172H81ZM80 173V174H81ZM108 173V172H107ZM111 173V172H110ZM114 173H117V172H114ZM134 173L135 174H133V175H135V176H137L139 173H136L135 171H134ZM3 174V173H2ZM17 174V173H16ZM84 174V173H83ZM95 174V173H94ZM94 174H92V175H94ZM200 174V173H199ZM18 175V174H17ZM37 175V174H36ZM51 175V174H50ZM89 175H90V173H89ZM109 175V174H108ZM251 175V174H250ZM3 176V175H2ZM19 176V175H18ZM21 176H22V174H21ZM47 176V175H46ZM87 176V175H86ZM95 176H96V174H95ZM94 176V177H95ZM118 176V175H117ZM255 176V175H254ZM257 176V175H256ZM8 176H6L5 178H6V180L7 179H9V177L7 178ZM12 177V176H11ZM10 177V178H11ZM49 177V176H48ZM54 177V176H53ZM93 177V179L94 180H98V179H95ZM101 177V176H100ZM109 177V176H108ZM115 177V176H114ZM130 177H132V176H130ZM138 177V176H137ZM245 177V176H244ZM248 177V176H247ZM56 178V177H55ZM86 178H88V177H86ZM96 178H97V176H96ZM128 177L126 176V177H124V179H127ZM242 178V177H241ZM264 178V177H263ZM14 179H16V178H14ZM13 178H12V180H14ZM19 179V178H18ZM101 179V178H100ZM117 179H119V178H117ZM259 179V178H258ZM261 179V178H260ZM56 180V179H55ZM91 180H92V176H91ZM102 180V179H101ZM112 180H114V179H112ZM127 180H129V181H131L130 179H127ZM127 180H120V181H126L127 182ZM132 180H136V178L134 177V179H132ZM170 180V179H169ZM248 181V179H245L244 181ZM9 181H10V179H9ZM16 181H18V180H16ZM21 181V180H20ZM24 181V180H23ZM99 181V180H98ZM15 182V181H14ZM13 182V183H14ZM19 182V181H18ZM32 182V181H31ZM49 182V181H48ZM106 182V181H105ZM134 182V181H133ZM147 182V181H146ZM172 182V181H171ZM251 182V180L249 179V181L247 182V183H250ZM16 183V182H15ZM21 183V182H20ZM93 183V182H92ZM102 183V182H101ZM107 183V182H106ZM131 182H129V184H130ZM140 183V182H139ZM22 184V183H21ZM23 184H24V182H23ZM22 184V186L24 187L25 185H23ZM26 184V183H25ZM56 184V183H55ZM90 184V183H89ZM116 184V183H115ZM137 184V183H136ZM143 184H145V183H143ZM18 185V184H17ZM20 185V184H19ZM97 185V184H96ZM112 185V184H111ZM126 185V184H125ZM132 185V184H131ZM139 185V184H138ZM137 185V186H138ZM248 185V184H247ZM264 185V184H263ZM113 186V185H112ZM23 187H21L20 186V188H23ZM98 187V186H97ZM114 187V186H113ZM132 187V186H131ZM153 187V186H152ZM162 187H163V185H162ZM194 187V186H193ZM250 187V186H249ZM30 188V187H29ZM76 188V187H75ZM133 188H134V186H133ZM136 188V187H135ZM134 188V189H135ZM138 188H140L137 192L139 193L138 195L140 196V197H144V199L147 201V202H150L149 204H148V206L149 205H152V206H154L155 208H156V211L158 212V215L160 216V218H161V220L163 219V220H165L166 221V223H167V225H168V223L171 225V227H170V229H171V231L172 232H174L173 231V229L175 228V226L178 228V226H177V224H179L180 225V231H182V232H180V233H182L183 234V236H185L184 238V240H186V242L188 243V245L194 250V249H201L203 252H205V253H208V254H214V255H216L217 253H219L220 251H219V246H218V239H223V244L225 245V247L229 250V251H231L235 256L238 254L237 252H236V250H235V246L230 242V240H228V239H230L226 234H222V235H220V231L222 230V229H224L225 227H226V225H227V222H228V220H230V219H232L233 218V221L235 222V223H239L240 222V213H241V200L240 199H237V188H232V189H230V188H227V187H225V188H223V189H221V188H218V189H216V190H214L213 188H211V187H209V186H206V187H200L199 186V188H196L195 190H192V191H190V192H188L187 194H184L183 196H187V198L186 199H184V197H182V196H176V201H179L180 202V204L181 203H185L186 204V206L185 207H182V206H179L178 204H172L171 202H168L167 201V199L165 198V200L164 199H162L159 195H158V193L156 194L155 192H154V190H153V188H151L150 186H148V185H140V186H138ZM171 188V187H170ZM191 188V187H190ZM28 189V188H27ZM129 188H127V190H128ZM131 189V188H130ZM188 189V188H187ZM186 189V190H187ZM213 189V190H212ZM251 189V188H250ZM24 190H26L25 188H24ZM29 190V189H28ZM33 190V189H32ZM32 190H31V192H32ZM79 190L80 189H78V191H74V193L76 194V196L78 197V198H80V200L83 202V203H86L87 204V206H90L89 204H91V200L92 199H90L91 198V196H89V194H86V193H83V192H79ZM114 190V189H113ZM113 190H111V191H113ZM116 190V189H115ZM133 190V189H132ZM167 190H168V188H167ZM81 191V190H80ZM117 191H119V190H117ZM125 191V190H124ZM24 191H22V189H19L18 188V186H16V185H11V184H8V183H4L2 180H0V218H1V221H2V218L4 219V218H6L7 216H11L12 214H16L17 213V215H18V213H19V215H20V212H22L21 211V208H22V210H24V208L23 207H21V206H24L25 205V203L23 204V205H20V199H22V193H23ZM29 192H30V190H29ZM106 192H108L107 190H106ZM114 192V191H113ZM127 192V191H126ZM126 192H124V195H125V193ZM158 192V191H157ZM28 193V192H27ZM33 193V192H32ZM133 193H135L134 192V190H133ZM29 194H31V193H29ZM34 194V193H33ZM32 194V195H33ZM119 194V193H118ZM250 194V193H249ZM28 195V194H27ZM127 195V194H126ZM129 195V194H128ZM181 195H182V193H181ZM26 196V195H25ZM130 196V195H129ZM27 197V196H26ZM30 197V196H29ZM132 196H130V198H131ZM137 197V196H136ZM168 197H170L171 198V196H168ZM254 197V196H253ZM28 198V197H27ZM31 198H33V197H31ZM30 198V199H31ZM174 198V197H173ZM26 199V198H25ZM33 201H35V200H33ZM91 201V202H90ZM129 201H132V200H129ZM146 202V203H147ZM29 203V202H28ZM34 202H32V204H33ZM145 203V204H146ZM21 204H22V202H21ZM82 204V203H81ZM92 204H93V202H92ZM95 204V203H94ZM115 204V203H114ZM137 204V203H136ZM144 204V205H145ZM202 204H205V205H207V207H210L211 208V210H214V209H218L219 210V214L218 215H216L213 219H211V220H209L204 226H203V228L199 231V232H197V233H192V231H191V229H193V219L191 218V215H193V212L196 210V208L198 207V206H200V205H202ZM27 205V204H26ZM82 205H85V204H82ZM146 206V205H145ZM147 206V207H148ZM24 207H26V206H24ZM84 207H86V206H84ZM122 207V206H121ZM150 208H151V206H149ZM88 208V207H87ZM91 208V207H90ZM120 208V207H119ZM122 208H125V207H122ZM250 207H249V205H248V209H249ZM127 209V208H126ZM129 209H130V207H129ZM139 209V208H138ZM145 209V208H144ZM221 209V210H220ZM149 210V209H148ZM147 210V211H148ZM154 210V209H153ZM251 210V209H250ZM25 211H26V208H25ZM121 211V210H120ZM131 211V210H130ZM246 211V210H245ZM24 212V211H23ZM23 212L21 213V216H23L24 214H23ZM127 212H128V215H133L132 214V212L130 213L128 210H127ZM133 212H134V210H133ZM90 213V212H89ZM146 213V212H145ZM152 213H154V212H152ZM247 213V212H246ZM249 213V212H248ZM256 213V212H255ZM23 214V215H22ZM91 214V213H90ZM137 214V213H136ZM144 214V213H143ZM147 214V213H146ZM145 214V215H146ZM258 214V213H257ZM93 215H95L94 213H93ZM111 215V214H110ZM138 215V214H137ZM144 215V216H145ZM149 215V214H148ZM155 215V214H154ZM154 215H153V217H154ZM247 215V214H246ZM235 216V217H234ZM263 216V215H262ZM261 216V217H262ZM7 218H10V217H7ZM16 218V217H15ZM15 218H13V220H16V222L19 220H17V219H15ZM18 218V217H17ZM21 218V217H20ZM115 218V217H114ZM127 218H129V217H127ZM140 218H142L141 216H140ZM145 219L144 220H147L148 219V216H147V219H146V216L144 217ZM150 218V217H149ZM263 218V217H262ZM21 219H23V218H21ZM135 219V220H134ZM134 221H136L137 219L134 217ZM8 220V219H7ZM12 220V219H11ZM24 220V219H23ZM132 220V219H131ZM162 220V222H164ZM264 220V219H263ZM20 221V220H19ZM140 221V220H139ZM148 222H151V221H149V220H147ZM16 222H15V224H16ZM142 222H143V220H142ZM159 222V221H158ZM158 222H157V224H158ZM264 222V221H263ZM14 223V222H13ZM19 223V222H18ZM135 223V222H134ZM136 223H138V222H136ZM135 223V224H136ZM152 223V222H151ZM166 223H164V224H166ZM0 224H1V222H0ZM2 224H5V223H2ZM9 224L10 225H7L8 227L9 226H13V224L11 225V223L9 222ZM117 224V223H116ZM115 224V225H116ZM122 225H123V223H121ZM121 224H119V225H121ZM184 224H185V226H184ZM97 225V224H96ZM145 225V224H144ZM152 225V224H151ZM160 225V224H159ZM3 226V225H2ZM6 226V225H5ZM4 226V227H5ZM16 226V225H15ZM135 226V225H134ZM134 226L132 227L131 226V228H133L134 229ZM141 226V225H140ZM147 226V225H146ZM146 226H144V227H146ZM156 226V225H155ZM3 227V228H4ZM7 227V228H8ZM116 227V226H115ZM125 227V226H124ZM123 227V228H124ZM128 227V226H127ZM126 227V228H127ZM130 227V226H129ZM142 227V226H141ZM2 227L0 226V229H1ZM10 228V227H9ZM15 228L16 227H14V229L13 228H10V229H13V230H15ZM24 228V227H23ZM22 228V229H23ZM121 228H122V226H121ZM131 228H129V229H131ZM150 228H153L152 226L150 227ZM158 228H159V231L160 232H162L163 234H164V236L166 235L168 238H169V236H170V232H169V230L167 231V230H165V228L163 229L162 227H160V226H158ZM6 229V228H5ZM18 228H16V230H17ZM25 229V228H24ZM118 229V228H117ZM125 229V228H124ZM133 229H131L132 230V232L134 231ZM135 229H137V227L135 228ZM147 229V228H146ZM156 229V228H155ZM168 229V228H167ZM7 230V229H6ZM142 230V229H141ZM144 230V229H143ZM157 231H158V229H156ZM3 231V230H2ZM11 231V230H10ZM9 231V232H10ZM18 231H20V227H19V229H18ZM125 231V230H124ZM136 231V230H135ZM150 231H151V229H150ZM158 231V232H159ZM84 232V231H83ZM86 232V231H85ZM84 232V234H86ZM145 232H146V230H145ZM152 232H154V230H152ZM101 233V232H100ZM151 233V232H150ZM155 233H157L156 231H155ZM152 234H154V233H152ZM159 234V233H158ZM157 235V234H156ZM84 236V235H83ZM159 236V235H158ZM163 236V235H162ZM123 237V236H122ZM175 237V236H174ZM180 237H181V235H180ZM124 238V237H123ZM126 238V237H125ZM161 238V237H160ZM128 239V238H127ZM164 239H166L165 237H164ZM121 240H123V239H121ZM156 240V239H155ZM169 240V239H168ZM262 240V239H261ZM28 241V240H27ZM159 241V240H158ZM157 241V242H158ZM113 242V245H114V242L116 243V245H115V248H116V246H117V242H118V239H117V242L114 240V241H112ZM122 242V241H121ZM160 242V241H159ZM169 242H170V240H169ZM259 242V241H258ZM161 243V242H160ZM171 243V242H170ZM159 244V243H158ZM157 244V245H158ZM162 244V243H161ZM175 245H176V243H174ZM173 244V245H174ZM179 244V243H178ZM264 244V243H263ZM112 245V246H113ZM124 245V244H123ZM126 245V244H125ZM160 245V244H159ZM122 246V245H121ZM178 246V245H177ZM257 246V245H256ZM255 246V247H256ZM20 247V246H19ZM124 247V246H123ZM158 247V246H157ZM160 247H163V246H160ZM172 247V246H171ZM175 248H174V250L173 251H176L175 249H176V246H174ZM264 247V246H263ZM20 248H22V247H20ZM173 248V247H172ZM178 248H180V246H178ZM190 248V249H191ZM258 248H260V247H258ZM117 249H119V247L117 248ZM121 249H122V247H121ZM185 251L187 250V249H184ZM258 250V249H257ZM262 250V249H261ZM128 251V250H127ZM127 251H125V252H127ZM85 252L86 253H84V255L86 254V257H84L85 258V260H86V262L87 263H90L91 262V257H90V254H89V251L87 252L86 250H85ZM121 252V251H120ZM124 252V253H125ZM131 252V251H130ZM190 252V251H189ZM174 253V252H173ZM176 253H178V250H177V252ZM194 253V252H193ZM126 254H129V253H126ZM183 254H185V252L183 253ZM258 254H259V252H258ZM129 255H131V253L129 254ZM170 255V254H169ZM172 255V254H171ZM186 255V254H185ZM189 254H187V256H188ZM193 255V254H192ZM207 255V254H206ZM263 255H264V253H263ZM191 256V254L189 255V257ZM219 256V255H218ZM259 256V255H258ZM170 257V256H169ZM186 257V256H185ZM184 257V258H185ZM189 257H188V259H189ZM195 257V256H194ZM203 257H205V256H203ZM262 257V256H261ZM172 258H173V256H172ZM171 258V259H172ZM192 258V257H191ZM227 258H230V259H233V258H231V257H229V256H227ZM174 259H175V257H174ZM208 259V258H207ZM84 260V261H85ZM120 260H122V259H120ZM169 260H170V258H169ZM186 260V259H185ZM212 260V259H211ZM216 260V259H215ZM116 261V260H115ZM167 261V260H166ZM172 261H174V260H172ZM170 262V261H168L169 263L168 264H173V262ZM184 260H182V262H183ZM191 260H186V263H185V261H184V264H199L198 262L199 261H192L191 263H188V262H190ZM121 262V261H120ZM120 262H117V263H120ZM122 263V262H121ZM120 263V264H121ZM91 264V263H90ZM123 264V263H122Z\"/></svg>", "mask_w": 264, "mask_h": 264}]
</instances>
